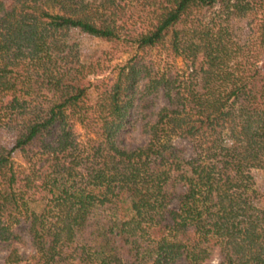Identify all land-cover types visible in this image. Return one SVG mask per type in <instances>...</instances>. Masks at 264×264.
Wrapping results in <instances>:
<instances>
[{
	"label": "trees",
	"instance_id": "1",
	"mask_svg": "<svg viewBox=\"0 0 264 264\" xmlns=\"http://www.w3.org/2000/svg\"><path fill=\"white\" fill-rule=\"evenodd\" d=\"M0 251L264 264V0H0Z\"/></svg>",
	"mask_w": 264,
	"mask_h": 264
},
{
	"label": "rangeland",
	"instance_id": "2",
	"mask_svg": "<svg viewBox=\"0 0 264 264\" xmlns=\"http://www.w3.org/2000/svg\"><path fill=\"white\" fill-rule=\"evenodd\" d=\"M90 45H91V48H96L98 50L99 49L107 50L106 49L107 48L106 47L107 44L105 45V44H101V43H98V42H91ZM175 64H176V66H180L181 65V62H180L179 58L175 59ZM135 127L136 128L131 129L127 134L124 135V137H123V144L124 145H127L129 147H133V146L139 145V144H141L143 142V140H144L143 135L139 133L138 128H137L138 126L136 125ZM255 176H256L257 184L258 185L261 184L262 183V179H263L262 174L261 173H256ZM24 242H25L24 244L18 245L19 246L18 247L19 251L21 253H28V252H30L31 249H30L27 241L25 240ZM3 254H4V251H0V256H2Z\"/></svg>",
	"mask_w": 264,
	"mask_h": 264
}]
</instances>
